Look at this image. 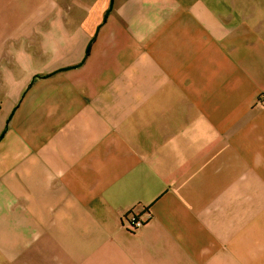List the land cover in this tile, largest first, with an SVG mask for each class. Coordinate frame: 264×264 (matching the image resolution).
Wrapping results in <instances>:
<instances>
[{"label":"crops","instance_id":"crops-1","mask_svg":"<svg viewBox=\"0 0 264 264\" xmlns=\"http://www.w3.org/2000/svg\"><path fill=\"white\" fill-rule=\"evenodd\" d=\"M263 97L264 0H0V264H264Z\"/></svg>","mask_w":264,"mask_h":264},{"label":"built area","instance_id":"built-area-1","mask_svg":"<svg viewBox=\"0 0 264 264\" xmlns=\"http://www.w3.org/2000/svg\"><path fill=\"white\" fill-rule=\"evenodd\" d=\"M264 101V97H263ZM147 216H144V215ZM151 212L149 209H145L142 213H130L129 217L126 219L125 227L128 231H136L141 228L150 218Z\"/></svg>","mask_w":264,"mask_h":264}]
</instances>
